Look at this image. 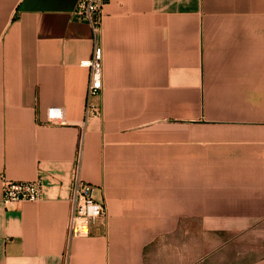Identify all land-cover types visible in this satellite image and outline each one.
<instances>
[{
    "label": "crops",
    "instance_id": "0c3cea01",
    "mask_svg": "<svg viewBox=\"0 0 264 264\" xmlns=\"http://www.w3.org/2000/svg\"><path fill=\"white\" fill-rule=\"evenodd\" d=\"M78 1L0 0V264H264V0H110L86 123ZM78 154L108 218L68 243Z\"/></svg>",
    "mask_w": 264,
    "mask_h": 264
},
{
    "label": "built area",
    "instance_id": "2783aa9c",
    "mask_svg": "<svg viewBox=\"0 0 264 264\" xmlns=\"http://www.w3.org/2000/svg\"><path fill=\"white\" fill-rule=\"evenodd\" d=\"M110 0H79L73 15L77 21L87 23L92 31L93 52L88 61L83 63L89 69V81L86 89L84 123L90 117H100L102 109L95 99L103 89V48L101 34L103 28L104 9ZM45 124H65L64 110L60 106L46 109ZM42 180L13 181L2 177V201L36 202L42 199ZM94 186L81 177V154H78L72 171L71 195L69 198V214L67 221L68 243L75 237L90 235L93 223H105L108 208L105 202L96 200ZM68 255V253H66Z\"/></svg>",
    "mask_w": 264,
    "mask_h": 264
},
{
    "label": "rangeland",
    "instance_id": "374dc122",
    "mask_svg": "<svg viewBox=\"0 0 264 264\" xmlns=\"http://www.w3.org/2000/svg\"><path fill=\"white\" fill-rule=\"evenodd\" d=\"M223 259L225 260V262H227L228 259H229V257L228 256H225Z\"/></svg>",
    "mask_w": 264,
    "mask_h": 264
}]
</instances>
